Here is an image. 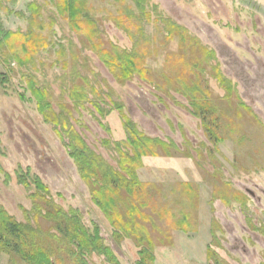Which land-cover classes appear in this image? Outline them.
I'll use <instances>...</instances> for the list:
<instances>
[{
  "label": "rangeland",
  "instance_id": "rangeland-1",
  "mask_svg": "<svg viewBox=\"0 0 264 264\" xmlns=\"http://www.w3.org/2000/svg\"><path fill=\"white\" fill-rule=\"evenodd\" d=\"M52 1L1 2L3 29L21 33L26 31V8L35 3L52 47L39 53L34 66L20 68L16 62L9 60L8 65L0 59V207L18 223H39L42 230L46 229L43 218L37 222L33 217L34 205L41 204L31 197L37 193L35 187L31 184L26 188L17 182V174L24 175L28 182L38 177L47 189L44 200L64 211L77 210L89 232L97 227L103 245L118 264H138L140 260V247L133 239L125 235L116 239L106 217L91 202L89 189L55 127L45 123L37 111L27 91L31 75L39 88L51 94L53 112H62L87 146L113 167L117 162L114 143L126 138L116 106L122 107L123 114L140 132L172 144L175 156L143 158L137 176L141 182L158 186L159 200L176 210V220L181 211L185 212L189 223L181 230L175 223L171 228L165 220L157 221L164 235L170 236L171 244L153 248V263L147 260L145 264H264V0H147L149 11L150 5L156 6V14L184 28L200 47L212 53L208 63L200 59L195 71L200 70L203 86L207 85L211 96L215 111L212 119L219 122L222 140L216 144L200 120L191 115L189 102L165 82L163 68L171 59L167 55L182 52L180 37L163 43V25L142 22L143 42L136 49L146 45L150 81L135 76L120 84L96 54L81 45V37L57 13ZM121 5H125L123 9L131 5L137 11L134 0ZM87 7L104 41L125 50L137 45L136 37L132 40L109 19L118 14L109 0H88ZM155 47L157 54L150 55ZM0 53L4 60L3 50ZM183 53L187 57L189 51ZM218 76L230 88L220 83ZM77 82L88 86L82 107H74L69 99V89ZM164 83L167 95L158 89ZM90 101L101 103L104 117L95 112ZM180 183L194 187V206L183 203L186 198L180 194ZM151 217L156 220L155 215ZM150 223L145 224L149 234ZM155 234L152 239L158 236ZM208 248L212 251L210 259ZM62 254L61 264H73ZM85 259L88 264H110L94 253ZM11 263L10 256L0 254V264Z\"/></svg>",
  "mask_w": 264,
  "mask_h": 264
},
{
  "label": "trees",
  "instance_id": "trees-1",
  "mask_svg": "<svg viewBox=\"0 0 264 264\" xmlns=\"http://www.w3.org/2000/svg\"><path fill=\"white\" fill-rule=\"evenodd\" d=\"M87 1L53 0L52 3L70 29L79 38L81 37L79 39L81 45L94 52L120 84L132 80L135 76L142 81H150L151 70L146 67L145 60L148 56L146 45L143 44V49H141L142 46L136 49L138 44L143 42L142 22L153 24L156 27H158V23H161L163 25L161 32L165 34L163 43L170 42L174 36L180 37L182 52L167 55V59H171L163 68V76L167 80L165 82H168V86L171 83L174 89L189 102L191 115L200 120L211 142L214 144L220 142L222 136L218 134L219 122L212 119L215 111L211 104V96L207 85L203 86L204 80L200 78V70L195 71L197 66L198 69L200 67V59L203 58L204 62L208 63L212 53L208 52L206 48L200 47L184 28L177 26L168 18L162 17L161 14H156V6L150 5L149 11L147 0H134L137 11L131 5L124 9L125 5L120 7V3H125L126 0H109L110 5L117 8L118 13L109 16V19L118 29L124 30L129 38L134 40L136 37L137 40V45L131 50L121 49L104 41L98 24L87 11ZM1 2L2 0H0V7ZM26 9L28 11L27 26L26 31L22 33L4 30L0 21V49L5 55L3 60L0 53V59L8 65L9 60L16 62L20 68L34 66L39 53L52 47L48 42L49 36L44 32L46 29L39 7L35 3H30ZM152 11H155L154 15H152ZM120 14H124V16ZM16 15L22 17L24 14ZM51 25L52 22L46 28L49 29ZM185 50L189 51L187 57L183 53ZM157 52L156 47L150 49V55H156ZM58 54L61 56L62 51ZM62 65L66 67L64 62ZM9 70L11 71V68ZM218 79L220 83L229 87V84L221 76H218ZM176 83L180 85L178 88H176ZM87 87L79 82L70 87L69 99L74 103V107H82L83 102L87 100ZM167 87L164 83L158 89L167 95ZM27 91L35 101L37 111L43 116L44 122L55 127L56 134L67 150L68 157L73 161L81 180L89 189L91 202L106 217L113 228L116 239H122L123 235L133 239L140 247L138 264H145L147 260L153 263L151 254L153 248L171 244L170 236L164 235L165 232L157 226L159 220H165V225L168 224L171 228L176 224L175 226H179L181 230H184L182 227H185L189 221L187 214L182 211L179 214V219L176 220L174 215L176 210L171 209L166 201L159 200L158 186L153 183L141 182L137 171L142 168V161L145 157L172 158L174 155L172 144L148 137L140 132L123 114L122 107L116 106L123 122L126 138L114 143L117 162L116 167H113L87 146L78 133L72 129L62 112L59 114L53 112L50 102L51 94L47 89L39 88L31 75L27 78ZM90 91L97 94L94 87H90ZM20 98L25 99L23 95ZM89 103L100 117L105 116L106 113L101 107V103L91 101ZM61 106L63 107L62 103ZM63 136L67 138L66 142ZM104 143L109 146L108 141ZM6 178L8 179V177ZM17 182L26 188H29L31 184L35 187L37 193L31 197L34 201L38 198L41 204L34 205L33 217L37 222L39 218H43L48 227L42 230L39 223L36 226L29 223H18L0 207V254L4 253L10 256L11 264H14L15 261L22 264H61L59 260L61 252L64 253L62 255L66 260L73 264H88L85 256L93 253L105 257L110 264H118L111 250L103 245L97 227L92 233L89 232L82 225L77 210L64 211L54 206L50 200H44L47 189L38 177H34L28 182L24 175L17 174ZM179 186L181 187V196L186 198L183 199V203L185 205L190 203L194 206L192 201L194 202L195 190L192 184L180 183ZM187 202L189 203L187 204ZM151 215H155L156 220L154 218L151 220ZM139 221L143 224H138ZM148 221L151 222L150 234L146 232L145 224ZM155 233L158 236L152 239ZM211 252L208 248V259L211 258Z\"/></svg>",
  "mask_w": 264,
  "mask_h": 264
}]
</instances>
